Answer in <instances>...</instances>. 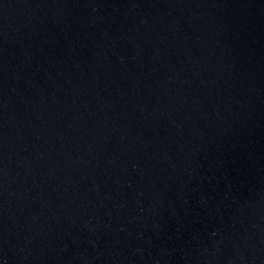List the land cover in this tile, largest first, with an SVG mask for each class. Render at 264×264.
Here are the masks:
<instances>
[{"label": "water", "instance_id": "95a60500", "mask_svg": "<svg viewBox=\"0 0 264 264\" xmlns=\"http://www.w3.org/2000/svg\"><path fill=\"white\" fill-rule=\"evenodd\" d=\"M0 264H264V0H0Z\"/></svg>", "mask_w": 264, "mask_h": 264}]
</instances>
